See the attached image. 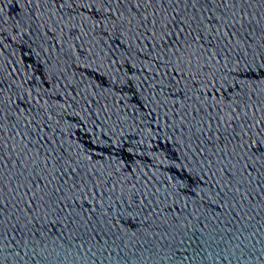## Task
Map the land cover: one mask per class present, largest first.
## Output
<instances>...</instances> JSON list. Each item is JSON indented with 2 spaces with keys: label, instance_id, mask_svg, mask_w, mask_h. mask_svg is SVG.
<instances>
[{
  "label": "water",
  "instance_id": "water-1",
  "mask_svg": "<svg viewBox=\"0 0 264 264\" xmlns=\"http://www.w3.org/2000/svg\"><path fill=\"white\" fill-rule=\"evenodd\" d=\"M0 264H264V0H0Z\"/></svg>",
  "mask_w": 264,
  "mask_h": 264
}]
</instances>
